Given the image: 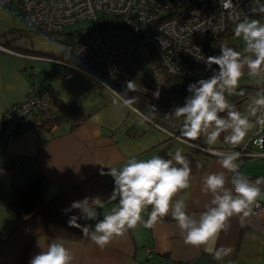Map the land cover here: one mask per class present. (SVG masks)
I'll return each instance as SVG.
<instances>
[{
  "label": "crops",
  "instance_id": "0c3cea01",
  "mask_svg": "<svg viewBox=\"0 0 264 264\" xmlns=\"http://www.w3.org/2000/svg\"><path fill=\"white\" fill-rule=\"evenodd\" d=\"M0 46V164L8 165L18 160L22 165L20 171L0 167V231L5 234L0 242V264H16L28 230L6 212L13 184L25 183L30 173L36 172L48 181L43 194L45 200L61 194L70 203L85 197L99 198L102 206L93 207L102 218L116 202L108 201L114 188L113 178L101 175V171L107 173L106 166L119 168L130 155L138 154L141 159L157 155L158 149L171 136L168 128L178 126L181 121L168 115L169 108L161 118L167 128L156 124L132 105L126 106L123 103L125 98L115 88L84 66L77 64L83 71L73 70L59 77L55 72L56 61L66 59L47 56L51 59V67L38 71L32 56L40 55H26L24 51L12 50L3 44ZM48 76L55 97L65 104L76 103L88 116L87 119L74 129L63 123L40 133L29 125L20 126L15 137L6 140L2 136L3 111L12 103L23 100L29 91L45 89ZM124 83L114 79V84ZM257 90L240 105L243 114H247L251 98L262 91L261 87ZM184 102L183 97L175 98L171 106H182ZM253 128L239 145L220 141L214 147L226 151L238 148L246 143ZM171 140L173 155L176 150L185 152L190 146L177 136ZM201 142L200 148L210 153L206 167L202 172L192 174L190 188L177 197L182 196L187 210L196 216L205 210L211 198L202 191V178L209 172L225 171L202 139ZM240 165V171L254 180L264 171V158H245ZM259 201L264 204V198ZM83 223L95 222L83 220ZM52 241L63 242L73 251L74 264H264V216H251L243 225L238 218H232L230 230L226 234L221 233L217 246H231L234 251L221 261L215 260L203 248L185 245L170 216L153 229L138 226L130 230L104 250L84 236L79 241H69L43 235L31 246L28 263L32 256L46 250Z\"/></svg>",
  "mask_w": 264,
  "mask_h": 264
},
{
  "label": "clouds",
  "instance_id": "9594fccd",
  "mask_svg": "<svg viewBox=\"0 0 264 264\" xmlns=\"http://www.w3.org/2000/svg\"><path fill=\"white\" fill-rule=\"evenodd\" d=\"M219 3L225 10L233 7L232 0H219ZM257 11L264 13V7L251 9L252 13ZM233 32L243 41L242 51L224 43L219 46L218 55H200L198 60L212 74L190 83L184 104L168 114L181 121L185 141L202 139L225 170L209 172L202 178V191L211 197L205 210L196 216L187 210L182 196L177 198L190 188L192 177L190 161L181 150H176L171 159L160 155L146 159L138 154L130 155L119 168L106 166L107 173H100L113 178L114 188L108 201L116 202L102 218L93 207L102 206L99 198L85 197L62 210L65 214L79 210V215L69 216L68 226L79 229L100 250L138 226L153 229L170 216L185 245L203 248L217 261L233 253L231 246H217L221 233L230 230L232 218H238L243 225L254 215V208L260 207L258 201L264 198V177L249 178L240 171L238 151L217 150L214 146L221 138L224 144L239 145L255 125L264 127V91L251 98L246 115L228 99L243 95L237 89L245 70L251 77L264 74V21L246 15L235 24ZM127 90H135L134 81L127 82ZM153 95L158 99L160 93L156 91ZM133 102V99L123 101L129 107ZM78 220L95 223L81 224ZM74 260L73 251L63 242L52 241L46 250L32 256L29 264H74Z\"/></svg>",
  "mask_w": 264,
  "mask_h": 264
},
{
  "label": "built area",
  "instance_id": "2783aa9c",
  "mask_svg": "<svg viewBox=\"0 0 264 264\" xmlns=\"http://www.w3.org/2000/svg\"><path fill=\"white\" fill-rule=\"evenodd\" d=\"M232 4L225 10L219 0H0V11L13 7L25 25L47 33L63 31L84 19L92 20L72 47L75 61H56L58 75L69 69L83 71L78 61H90L102 74H128L137 60V49L146 45L157 54L167 74L192 77L211 73L198 60L200 55H214L205 45L209 38H215L246 15H264L251 12L264 7V0H232ZM188 95H184V101ZM48 100L45 90H31L23 100L6 107L2 136L12 140L20 126L29 125L30 117L48 106ZM227 151H238L240 164L245 158H264V127L255 125L246 143ZM3 166L12 171L21 169L18 160L0 164ZM259 177H264V171ZM258 203L260 207L254 208L252 216H264V204Z\"/></svg>",
  "mask_w": 264,
  "mask_h": 264
},
{
  "label": "trees",
  "instance_id": "16d2710c",
  "mask_svg": "<svg viewBox=\"0 0 264 264\" xmlns=\"http://www.w3.org/2000/svg\"><path fill=\"white\" fill-rule=\"evenodd\" d=\"M252 17L264 20V15L261 14L256 13L250 18ZM25 26L27 27V25ZM33 29H35L36 32H42L39 29ZM42 33L50 35H62V42H64L69 47L68 59L65 61H75V58L72 55V47L78 38H74V34L65 33L64 30L54 33ZM232 36H234V32L230 29V27H228L215 38H209L210 42H206L205 45L210 48L214 55H217L215 53V48H219L221 44H227V40H229ZM0 42L4 46L10 47L12 50L18 49L16 46L11 45L7 39H1ZM149 50L157 61L155 69H157L161 74L160 78L162 85L159 87H153V85L150 83H143L141 81H134L132 79H127V81H125V83L122 85L114 84V79L111 75L102 74L95 69L94 70L98 78L115 88L125 99H133L134 102L132 106L135 107L137 111L143 116L147 117L156 124L167 128L162 122L161 118L170 108L173 100L177 96L184 97V95L188 93L187 87L190 83L196 82L200 79H206L212 74V72L204 76L192 77L184 75H169L161 67L157 54L151 48H149ZM24 52L31 53L30 50H24ZM215 68H217V66ZM71 71L73 70H66L62 75L58 76H64ZM49 77L50 76L47 77L45 89H43L48 94V106L45 109L34 113L30 117L29 126L32 127L37 133L63 123H68L71 129L78 127L87 119L88 116L76 103L73 102L70 104H65L62 100L56 98L52 89L50 88L51 80ZM129 81H134V91L127 90V82ZM262 87H264V85H262ZM241 90L243 91V95L237 94L228 97L229 101L234 104L239 111H241L240 105L242 102L246 100L254 92V90H256V87H252L251 85H240L237 89V92L239 93ZM156 91H159L160 93L158 99L153 95V93ZM181 127L182 124L180 123L174 128H168L171 136L168 138V141H166L165 145L158 149L157 155L163 156L167 159L172 158L173 152L171 151V139H173L174 136L184 139L181 134ZM187 142L190 144V146L188 147V150L182 152V154L185 155L190 161L192 174L202 172L206 167V161L210 156V153L203 151L200 148L202 147L201 140ZM47 183V179H45L43 176L36 172H32L25 183L13 184L12 186L11 197L7 204L6 212L12 216L19 225L24 226L28 230V236L21 247L19 259L16 264H29L27 261L28 252L35 240L40 236L48 235L69 241H79L83 237L82 232L79 229L70 228L68 226L67 221L69 216L79 215L80 213H78L76 210H73L72 212L65 214V212L62 211L71 205L64 194L58 195L50 200L44 199L43 194ZM167 219L168 217L164 218L163 221ZM77 222L84 224L83 220H78ZM4 237L5 234L0 231V242L4 239Z\"/></svg>",
  "mask_w": 264,
  "mask_h": 264
},
{
  "label": "rangeland",
  "instance_id": "374dc122",
  "mask_svg": "<svg viewBox=\"0 0 264 264\" xmlns=\"http://www.w3.org/2000/svg\"><path fill=\"white\" fill-rule=\"evenodd\" d=\"M235 24L230 27L232 31ZM91 25L92 20L84 19L67 26L64 29V32L72 33L74 34V38H78L81 32ZM62 38V35L44 34L42 32H36L33 27H26L21 19V16L16 13L13 7L0 11V40L7 39L11 45L18 48L16 50H30V52L33 53L23 52L26 55L39 54L46 56H32V62L38 71H46L49 67H51L52 63L49 61L51 59L47 56L56 57L58 59H68L69 47L62 42ZM227 44L242 51L243 41L235 36H232L229 40H227ZM219 52L220 49L215 48V53L217 55ZM156 64L157 61L150 53L148 46L141 45L137 49V60L134 62L131 72L125 75H112V78L118 82H125L127 79H132L134 81L150 83L153 87H159L162 85V81L160 78L161 74L154 68ZM78 65L84 66L89 71L95 72L90 61H78ZM240 85H251L252 87H256V89L258 88V90L260 87L264 89V87H262V85H264V74L258 78L251 77L247 75V70H245V75L241 78Z\"/></svg>",
  "mask_w": 264,
  "mask_h": 264
}]
</instances>
